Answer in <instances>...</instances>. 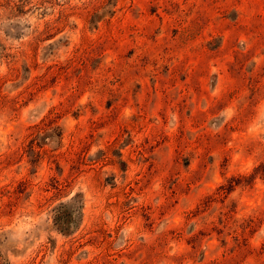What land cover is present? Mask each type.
Segmentation results:
<instances>
[{
	"label": "rangeland",
	"instance_id": "374dc122",
	"mask_svg": "<svg viewBox=\"0 0 264 264\" xmlns=\"http://www.w3.org/2000/svg\"><path fill=\"white\" fill-rule=\"evenodd\" d=\"M0 264H264V0H0Z\"/></svg>",
	"mask_w": 264,
	"mask_h": 264
}]
</instances>
